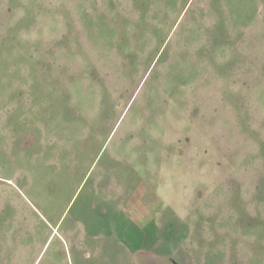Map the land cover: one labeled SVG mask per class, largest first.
<instances>
[{
	"label": "rangeland",
	"instance_id": "1",
	"mask_svg": "<svg viewBox=\"0 0 264 264\" xmlns=\"http://www.w3.org/2000/svg\"><path fill=\"white\" fill-rule=\"evenodd\" d=\"M181 251L264 264V0H0V264Z\"/></svg>",
	"mask_w": 264,
	"mask_h": 264
},
{
	"label": "crops",
	"instance_id": "2",
	"mask_svg": "<svg viewBox=\"0 0 264 264\" xmlns=\"http://www.w3.org/2000/svg\"><path fill=\"white\" fill-rule=\"evenodd\" d=\"M154 236L155 235L151 236L152 239L154 238ZM156 244H157V238H155V245ZM155 248L156 247H154V249H153L154 252H156ZM176 256L181 260L180 264H197V261H195L194 256H185L183 251H181V253H178L177 255H172L171 257L175 258Z\"/></svg>",
	"mask_w": 264,
	"mask_h": 264
}]
</instances>
